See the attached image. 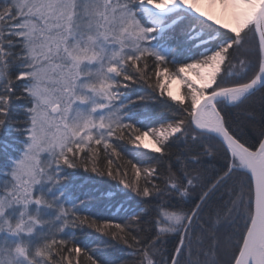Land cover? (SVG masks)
<instances>
[{
  "label": "snow or ice",
  "instance_id": "obj_1",
  "mask_svg": "<svg viewBox=\"0 0 264 264\" xmlns=\"http://www.w3.org/2000/svg\"><path fill=\"white\" fill-rule=\"evenodd\" d=\"M13 133L0 264H264V0H0Z\"/></svg>",
  "mask_w": 264,
  "mask_h": 264
},
{
  "label": "trees",
  "instance_id": "obj_2",
  "mask_svg": "<svg viewBox=\"0 0 264 264\" xmlns=\"http://www.w3.org/2000/svg\"><path fill=\"white\" fill-rule=\"evenodd\" d=\"M20 139L21 138L15 136L14 133L11 136L8 135L0 136V176L3 175L6 169H9L11 167L12 162L18 157L19 149L21 147L19 143ZM85 179H86L85 175L80 176L81 181H84ZM108 183L114 184L115 182H108L106 179L88 180L87 182L84 183V187L79 189V194L84 195L85 190L92 187L94 184L99 185L101 188H103L107 186ZM125 195H129V194L125 193ZM93 211H96V209H93Z\"/></svg>",
  "mask_w": 264,
  "mask_h": 264
},
{
  "label": "rangeland",
  "instance_id": "obj_3",
  "mask_svg": "<svg viewBox=\"0 0 264 264\" xmlns=\"http://www.w3.org/2000/svg\"><path fill=\"white\" fill-rule=\"evenodd\" d=\"M177 87H178L177 85H175V84L173 85V91H174V92H176Z\"/></svg>",
  "mask_w": 264,
  "mask_h": 264
},
{
  "label": "bare ground",
  "instance_id": "obj_4",
  "mask_svg": "<svg viewBox=\"0 0 264 264\" xmlns=\"http://www.w3.org/2000/svg\"><path fill=\"white\" fill-rule=\"evenodd\" d=\"M18 157H19V155H18ZM18 157H17V158H18ZM17 158H16V159H17Z\"/></svg>",
  "mask_w": 264,
  "mask_h": 264
}]
</instances>
